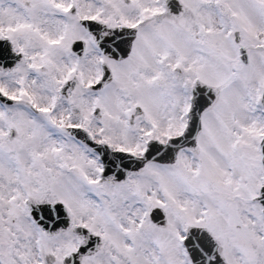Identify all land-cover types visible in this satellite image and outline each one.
I'll list each match as a JSON object with an SVG mask.
<instances>
[{"label":"snow or ice","instance_id":"1","mask_svg":"<svg viewBox=\"0 0 264 264\" xmlns=\"http://www.w3.org/2000/svg\"><path fill=\"white\" fill-rule=\"evenodd\" d=\"M0 264H264V0H0Z\"/></svg>","mask_w":264,"mask_h":264}]
</instances>
